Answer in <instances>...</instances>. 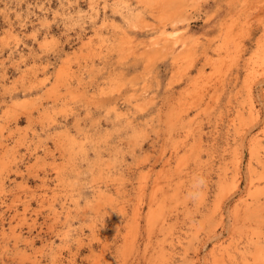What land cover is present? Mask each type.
I'll list each match as a JSON object with an SVG mask.
<instances>
[{"label": "rangeland", "instance_id": "obj_1", "mask_svg": "<svg viewBox=\"0 0 264 264\" xmlns=\"http://www.w3.org/2000/svg\"><path fill=\"white\" fill-rule=\"evenodd\" d=\"M164 1L0 0V264H264V214H234L264 177V0Z\"/></svg>", "mask_w": 264, "mask_h": 264}, {"label": "bare ground", "instance_id": "obj_2", "mask_svg": "<svg viewBox=\"0 0 264 264\" xmlns=\"http://www.w3.org/2000/svg\"><path fill=\"white\" fill-rule=\"evenodd\" d=\"M149 1V0H148ZM158 1V0H157ZM153 2V1H152ZM163 2V1H162ZM169 2H170V4H171V2L172 1H164V3H165V5L166 4H168L169 5ZM173 2H175V1H173ZM172 2V3H173ZM180 2V0L177 2H175V4L177 3H179ZM184 2V1H183ZM186 2V1H185ZM184 2V3H185ZM145 4V3H144ZM158 4V3H157ZM181 4V2L179 3V5ZM148 5V4H147ZM153 5V4H152ZM164 5V6H165ZM182 5V4H181ZM195 5V4H194ZM171 6V5H170ZM163 7V6H162ZM173 7H175L174 5H173ZM173 7H171V8H173ZM177 8H178V6H176ZM180 7V6H179ZM91 8H93V7H91ZM128 9V8H127ZM151 9H153V7L151 8ZM157 9V8H156ZM178 9H180V8H178ZM92 10V9H91ZM163 10V9H162ZM97 13V12H96ZM128 15H129V17L128 18H132V15H133V13L132 12H130L129 10H128ZM134 15H137V14H134ZM160 15V14H159ZM174 17H177V16H174ZM251 17V16H250ZM134 18V17H133ZM180 18V17H179ZM183 18V17H182ZM182 18H181V20H182ZM186 18V17H185ZM159 19V18H158ZM176 19V18H175ZM184 19V18H183ZM161 20V19H160ZM171 20H172V18H171ZM178 20V19H177ZM176 20V21H177ZM180 20V19H179ZM181 20H180V22H181ZM187 20V19H186ZM129 21H131L130 19H128V22ZM134 21V20H133ZM138 21V20H137ZM176 21L174 22L175 23V25H176ZM132 22V21H131ZM166 22V21H165ZM170 22H172V21H170ZM135 23V22H134ZM151 23V22H150ZM162 23H164V21L162 22ZM177 23H179V22H177ZM189 23V22H188ZM105 24V23H104ZM136 24V23H135ZM173 24V23H172ZM113 26V25H112ZM127 26V25H126ZM152 26H154V25H152ZM104 27V26H103ZM121 27V26H120ZM156 27V26H155ZM167 27V26H166ZM230 27H231V25H230ZM150 28V27H149ZM115 29V28H114ZM117 29V28H116ZM126 29H128V28H126ZM240 29V28H239ZM159 30H160V28H159ZM11 31V30H10ZM118 31V30H117ZM116 31V33H118ZM122 31V30H121ZM124 31V30H123ZM185 31V30H184ZM12 32V31H11ZM120 32V31H119ZM113 33V32H112ZM122 33V32H121ZM183 33V32H182ZM125 34H126V32H125ZM14 35V34H13ZM114 35V34H113ZM120 35V34H119ZM177 35H178V32L176 31V30H174V31H170V30H168V29H161V31L160 32H158V33H156L155 35H152V36H150V38H149V41H146L145 43H143L142 44V46H143V48H145L144 49V51L145 52H147L148 50H149V48L150 49H153V47H157L159 44L161 45H163V46H166V48L168 47L167 45L169 44L170 46H173V49H175L176 47H177V44H178V42H179V38L177 37ZM16 36V35H15ZM67 36V35H66ZM126 36V35H125ZM137 36V35H136ZM109 37H111V36H109ZM115 37V36H114ZM222 37V36H221ZM224 37V36H223ZM118 38V37H117ZM103 39V38H102ZM145 39V38H144ZM142 40V39H141ZM220 40V39H219ZM224 40V39H223ZM110 41V40H109ZM128 41V40H127ZM92 42V41H91ZM104 42V41H103ZM102 42V43H103ZM137 42V41H136ZM13 43V42H12ZM122 43V42H121ZM129 43V42H128ZM139 42H137V44H138ZM181 43V42H180ZM88 44V43H87ZM130 44H131V40H130ZM130 44H128V46L130 45ZM136 44V45H137ZM191 44V43H190ZM114 45V44H113ZM121 45V44H120ZM132 45V44H131ZM131 45H130V47H131ZM135 45V44H134ZM135 45V46H136ZM184 45V44H183ZM189 45V44H188ZM224 45V44H223ZM101 46V45H100ZM107 46V45H106ZM125 46H127V45H125ZM169 46V47H170ZM133 47V46H132ZM141 47V46H140ZM215 47V46H214ZM127 48V47H126ZM161 48H163V47H161ZM172 48V47H171ZM16 49V48H15ZM164 49V48H163ZM167 49H169V48H167ZM181 49V48H180ZM120 50H123L122 49V47H121V49ZM126 50V49H125ZM130 50V49H129ZM132 51H133V49H131ZM130 50V51H131ZM154 50V49H153ZM158 50V49H157ZM162 50V49H161ZM160 50V51H161ZM191 50V49H190ZM259 50V49H258ZM46 51V50H45ZM135 51V50H134ZM163 51V50H162ZM19 52V51H18ZM121 52H123V51H121ZM177 52V51H176ZM186 52V51H185ZM260 52V51H259ZM132 53H134V52H131V55H132ZM142 53V52H141ZM148 53H149V51H148ZM151 53H153V52H151ZM151 53H149V54H151ZM230 53H232V52H230ZM100 54V53H99ZM126 54V53H125ZM124 54V55H125ZM130 54V53H129ZM143 54H144V52H143ZM148 54V55H149ZM157 55H158V53H156ZM264 54V53H263ZM135 55V54H134ZM142 55V54H141ZM140 55V53H139V56H141ZM144 55H146V54H144ZM169 55V54H168ZM138 56V57H139ZM153 56V55H152ZM177 56H178V54H177ZM183 56H185V55H183ZM182 56V57H183ZM23 57V56H22ZM120 57V56H119ZM151 57V56H150ZM189 57H190V55H189ZM105 58V57H104ZM135 58V57H134ZM137 58V57H136ZM144 58H146L145 56H144ZM154 58V57H153ZM174 58V57H173ZM177 58H179V57H177ZM192 58V57H191ZM209 58V57H208ZM120 59V58H119ZM141 59H142V56H141ZM134 60V59H133ZM143 60V59H142ZM173 60V59H172ZM184 60V59H183ZM223 59H221V61H222ZM151 61L153 62V60H152V58H151ZM151 61H150V63H151ZM218 61H219V59H218ZM224 61V60H223ZM22 62V61H21ZM184 62V61H183ZM225 62V61H224ZM248 62V61H247ZM252 62H253V60H252ZM148 63V62H147ZM219 63H221V62H219ZM13 64V63H12ZM213 64V63H212ZM222 64V63H221ZM48 65V64H47ZM64 65V64H63ZM186 65V64H185ZM223 65H224V63H223ZM111 66V65H110ZM152 66V65H151ZM155 66V65H154ZM207 66V65H206ZM215 66V65H214ZM220 66V65H219ZM36 67V66H35ZM47 67V66H46ZM183 67V66H182ZM186 67V66H185ZM145 68V67H144ZM149 68V67H148ZM152 68V67H151ZM212 68V67H211ZM215 68V67H214ZM35 69V68H34ZM72 69V68H71ZM111 69V68H110ZM224 69V68H223ZM260 69V68H259ZM97 70V69H96ZM112 71V70H111ZM41 72H43V71H41ZM79 72V71H78ZM93 72V71H92ZM262 72V71H261ZM221 73H223V72H221ZM245 73V72H244ZM258 73H260L259 71H258ZM30 74V73H29ZM90 74V73H89ZM224 74V73H223ZM104 75V74H103ZM107 75V74H106ZM221 75V74H220ZM219 75V76H220ZM246 75V74H245ZM66 76V75H65ZM133 76V75H132ZM218 76V77H219ZM199 77H201L200 75H199ZM64 78V77H63ZM74 78V77H73ZM131 78V77H130ZM205 78V77H204ZM220 78H222V77H220ZM219 78V79H220ZM245 78V77H244ZM264 78V77H263ZM40 79V78H39ZM46 79V78H45ZM115 79V78H114ZM38 80V79H37ZM197 80H199L198 78H197ZM264 80V79H263ZM88 81V80H87ZM118 81V80H117ZM144 81V80H143ZM193 83H194V81H196V79L193 81V80H191ZM36 82V81H35ZM121 82V81H120ZM125 82V81H124ZM197 82V81H196ZM258 82H259V80H258ZM78 83V82H77ZM102 83V82H101ZM119 83V82H118ZM144 83V82H143ZM189 83H191V82H189ZM247 83V82H246ZM245 83V84H246ZM260 83V82H259ZM24 84V83H23ZM39 84H40V82H39ZM57 84V83H56ZM76 84V83H75ZM117 84V83H116ZM146 84V83H145ZM153 84V83H152ZM195 84V83H194ZM200 84V83H199ZM251 84V83H250ZM138 85V84H137ZM192 85V84H191ZM223 85V84H222ZM10 86V85H9ZM35 86H37V85H35ZM55 86V85H54ZM72 86V85H71ZM83 86V85H82ZM131 86V85H130ZM140 86V85H139ZM197 86H199V85H197ZM260 86H261V84H260ZM263 86V85H262ZM50 87V86H49ZM186 87H190V86H186ZM185 87V88H186ZM116 88V87H115ZM196 88V87H195ZM198 89H199V87H197ZM108 89V88H107ZM132 89V88H131ZM139 89V88H138ZM189 89V88H188ZM208 89V88H207ZM119 90V89H118ZM117 90V91H118ZM142 90V89H141ZM145 90V89H144ZM138 91V90H137ZM187 91V90H186ZM189 91H190V89H189ZM191 91H193V90H191ZM198 91V90H197ZM200 91V90H199ZM135 92V91H134ZM141 92V91H140ZM147 93V92H146ZM182 93V92H181ZM199 93H201V92H199ZM198 93V94H199ZM57 94V93H56ZM82 94V93H81ZM81 94H80V96H81ZM92 94V93H91ZM114 94V93H113ZM136 94V93H135ZM138 94H139V92H138ZM142 94V93H141ZM150 94V93H149ZM186 94V93H185ZM103 95V94H102ZM197 95V94H196ZM249 95V94H248ZM134 96V95H133ZM185 96V95H184ZM195 96V95H194ZM194 96H192V97H194ZM250 96V95H249ZM197 97H199V96H197ZM252 97V96H251ZM135 98V97H134ZM184 98V97H183ZM187 98V97H186ZM181 99V98H180ZM190 99V98H189ZM200 99V98H199ZM71 100V99H70ZM122 100V99H121ZM191 100V99H190ZM207 100V99H206ZM193 101V100H192ZM20 102V101H19ZM90 102V101H89ZM142 102V101H141ZM186 103H187V101H185ZM189 102V101H188ZM6 103V102H5ZM14 103V102H13ZM30 103V102H29ZM91 103V102H90ZM140 103V102H139ZM178 103V102H177ZM190 103V102H189ZM146 104V103H145ZM179 104V103H178ZM114 104H112V106H113ZM115 105H116V103H115ZM119 105V104H118ZM188 105V104H187ZM187 105L185 104V106L187 107ZM184 106V105H183ZM182 106V107H183ZM114 107V106H113ZM256 109V108H255ZM111 110H112V107H111ZM118 110V109H117ZM179 109H177V111H178ZM182 110V109H181ZM263 110H264V108H263ZM118 111H120V110H118ZM126 113V112H125ZM180 113V112H179ZM178 113V114H179ZM198 113H199V111H198ZM197 114V113H196ZM173 115V114H172ZM122 116V115H121ZM131 118V117H130ZM254 121V120H253ZM171 123V122H170ZM248 127V126H247ZM254 127V126H253ZM252 130V129H251ZM56 131V130H55ZM247 131V130H246ZM249 131V130H248ZM242 133V132H241ZM247 133H249V132H247ZM247 133L245 134V135H247ZM264 133V132H263ZM244 135V134H243ZM240 137V136H239ZM260 137V136H259ZM264 137V136H263ZM262 137V138H263ZM60 138V137H59ZM177 138V137H176ZM241 138H242V140L244 139V136L242 137V135H241ZM57 140H58V138H56ZM61 139V138H60ZM68 139V138H67ZM69 140V139H68ZM72 140V139H71ZM81 140V139H80ZM83 140V139H82ZM156 140V139H155ZM241 140V139H240ZM54 141H56V140H54ZM74 141V140H73ZM5 143V142H4ZM30 143V142H29ZM64 143V142H63ZM62 143V144H63ZM69 143V142H68ZM28 144V143H27ZM60 144V143H59ZM263 144V143H262ZM30 145V144H29ZM36 145V144H35ZM235 146L237 145V144H234ZM243 145V144H242ZM261 145V144H260ZM10 146V145H9ZM79 146V145H78ZM180 147V146H179ZM86 148H88V147H86ZM5 149H7V148H5ZM264 149V148H263ZM8 150V149H7ZM6 150V151H7ZM67 150H69V149H67ZM238 150V149H237ZM10 151V150H9ZM23 152V151H22ZM190 153V152H189ZM241 153V154H240ZM239 153V151L237 152V154L238 155H236V158H235V160H234V168H233V173L231 174V176H230V181H229V176H227L226 174L228 173V171L227 170H225V172H224V178H223V176H221L220 178V184H221V186H220V188H221V191H220V193L218 194V196H217V199L215 200V202H214V205H213V215H215V213H219L218 215H219V218H221V219H223L224 217H223V215H224V213H222L223 211H222V209L224 210V208H225V205L228 203V200L233 196V194H235V192H234V188L236 189L237 188V186H238V183H239V181H238V177L240 176V173H241V165H242V153H243V150L241 149V152ZM253 153H255V152H253ZM188 154V153H187ZM264 156V155H263ZM22 157V156H21ZM66 157V156H65ZM101 157V156H100ZM104 157V156H103ZM261 157V156H260ZM102 158V157H101ZM178 158V157H177ZM181 158H183V157H181ZM185 158V157H184ZM190 159V158H189ZM6 160V159H5ZM71 160H72V158H71ZM254 160V159H253ZM262 160H263V158H262ZM106 161V160H105ZM100 162H101V160H100ZM182 162V161H181ZM107 163V162H106ZM102 164V163H101ZM7 165V164H6ZM222 165V164H221ZM264 165V164H263ZM65 166V165H64ZM177 166V165H176ZM175 166V167H176ZM246 166V165H245ZM248 166V165H247ZM253 167V166H252ZM229 169H231V168H229ZM250 169V168H249ZM187 170V169H186ZM261 171V170H260ZM258 172V171H257ZM256 171H254V169H250V170H248L247 171V173L245 174V175H247V178H246V181L248 182V184L250 185L251 184V186H250V190H249V192H248V194H249V196H250V198L251 199H245V200H242V201H236V203L237 204H235V207H234V214H235V218H236V220H242L243 222L248 218V217H250L251 216V214H252V212L255 214V212L259 215V216H261V214H264V204L262 203V202H260L261 201V199H259L260 198V196L262 195V194H264V185H263V182H264V177H257V175H255L256 173H257ZM57 173H59V172H57ZM158 173H160V172H158ZM60 174H61V172H60ZM4 175V174H3ZM57 175V174H56ZM62 175V174H61ZM199 175V174H198ZM112 176V175H111ZM159 176V175H158ZM3 177V176H2ZM59 177H60V175H59ZM157 177V176H156ZM114 178V177H113ZM158 178V177H157ZM156 178V179H157ZM183 179H184V177H183ZM3 180V179H2ZM240 180V179H239ZM182 181V180H181ZM119 182V181H118ZM197 182V181H196ZM166 183V182H165ZM143 184V183H142ZM163 184V183H162ZM45 185V184H44ZM141 185V184H140ZM179 184H177L176 186H178ZM263 185V186H262ZM230 187H232V188H229ZM261 187V188H260ZM171 188V187H170ZM166 189V188H165ZM169 189V188H168ZM179 189V188H178ZM238 189V188H237ZM175 190H177L176 188H175ZM236 191V190H235ZM47 192V191H46ZM118 192V191H117ZM154 194L156 193L155 192V190H154V192H153ZM163 193V192H162ZM103 195V194H102ZM111 195V194H110ZM140 195V194H139ZM98 196V195H97ZM114 197V196H113ZM162 197H164V196H162ZM259 197V198H258ZM55 199V198H54ZM242 199V198H241ZM49 200V199H48ZM141 201V200H140ZM232 201V200H231ZM97 202H98V199H97ZM150 202V201H149ZM230 202V201H229ZM53 203V202H52ZM142 203V202H141ZM262 203V204H261ZM97 204V203H96ZM100 204V203H99ZM156 205V204H155ZM153 206V205H152ZM259 206L262 208V211L260 212V209H259ZM68 209V208H67ZM139 209V208H138ZM178 210H179V208H178ZM226 210V209H225ZM224 210V211H225ZM169 211V210H168ZM68 213V212H67ZM3 214V213H2ZM151 214V217H152V215H153V213H150ZM3 216V215H2ZM148 217V216H147ZM154 217V216H153ZM56 218V217H55ZM136 220V219H135ZM200 220V219H199ZM4 221V220H3ZM169 222V221H168ZM35 224V223H34ZM177 229V228H176ZM241 230H242V228H240ZM247 230V229H246ZM192 232V231H191ZM216 230H212L211 232H210V236H209V238L207 239V240H204V242H200L199 243V245H201V247H206L207 246V243L210 241V240H212L213 238H215V237H218V233L216 232ZM246 233V232H245ZM252 233V234H251ZM212 234V235H211ZM258 233H257V231L256 230H254V229H252V230H250V232H248V233H246V234H244V233H241V235H240V238H239V240H244L248 235V241H247V243L246 244H244V246H242V247H240V245H238L239 244V242L237 243V246H235L237 249L236 250H241V251H243V253L242 254H248L249 253V250H248V244H250L251 243V241H254L255 242V239L256 238H254V236H256ZM220 235V234H219ZM264 235V234H263ZM190 237V236H189ZM199 238V237H198ZM219 238V237H218ZM230 239V238H229ZM238 240V241H239ZM222 241V240H221ZM258 241V240H257ZM131 242V241H130ZM233 242V241H232ZM129 243V242H128ZM152 244V243H151ZM263 244V243H262ZM49 245V244H48ZM199 245H198V247H199ZM195 246V245H194ZM231 247L232 248H234L233 247V245L232 244H229V245H227L226 243H224V242H216L215 243V245L213 246V249H212V252H216L217 253V256L216 257H219V258H225L226 256H230V257H234V256H236L235 254H236V252L237 251H232L231 252ZM51 248H52V246H51ZM61 251V250H60ZM37 252H38V250H37ZM57 253V252H56ZM164 253V252H163ZM38 254V253H37ZM36 254V255H37ZM197 258L196 257H194V259L196 258V259H198V256H199V252L197 251ZM195 254V255H196ZM201 254V253H200ZM35 255V256H36ZM59 256V255H58ZM52 257H53V255H52ZM164 258V257H163ZM36 260V259H35ZM248 260V259H247ZM248 261H250V260H248ZM251 262V261H250ZM197 263V261L196 260H194L193 261V264H196Z\"/></svg>", "mask_w": 264, "mask_h": 264}]
</instances>
